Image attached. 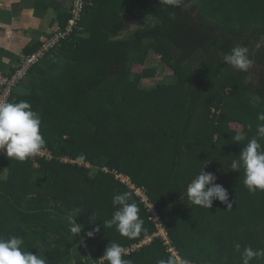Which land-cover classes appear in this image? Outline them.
I'll use <instances>...</instances> for the list:
<instances>
[{"label": "trees", "instance_id": "1", "mask_svg": "<svg viewBox=\"0 0 264 264\" xmlns=\"http://www.w3.org/2000/svg\"><path fill=\"white\" fill-rule=\"evenodd\" d=\"M86 1L84 17L61 43L67 71L76 77L49 96L47 111H37L43 148L53 160L37 159V170L31 160L4 164H15L18 174H27L23 180L39 189L34 206L48 201L54 213L63 201L60 213L73 217L80 228L74 236L82 238L96 264H107L100 257L111 243L121 245L122 259L131 264H157L169 257L176 264H242L245 247L264 249V191L243 193L244 170L230 167L248 140L256 138L264 148V137L257 135L264 124L258 120L264 114V0H217L225 17L215 14V21L209 19L214 15L210 0H180L179 6L159 0ZM234 16L239 24L227 33L224 18ZM237 46L248 49L247 71L224 62ZM154 54L171 74L165 83L146 88L142 77L158 73L145 66ZM191 61L196 66L190 69ZM186 80L188 97L176 99ZM231 121L242 124V131L229 133ZM237 133L246 140L234 142ZM76 160L83 165L73 164ZM203 170L217 176L231 208L218 198L211 208L191 204L187 186ZM132 185L142 188L156 209L177 254L162 236L153 237L160 228ZM123 192L131 193L129 203L138 205L144 221L133 239L105 224L116 211L114 195ZM149 238L150 244L125 252ZM250 264H264V257Z\"/></svg>", "mask_w": 264, "mask_h": 264}, {"label": "crops", "instance_id": "2", "mask_svg": "<svg viewBox=\"0 0 264 264\" xmlns=\"http://www.w3.org/2000/svg\"><path fill=\"white\" fill-rule=\"evenodd\" d=\"M71 5L72 0H0V71L5 74L15 71L23 55L36 53L56 32L65 29ZM62 53L60 43L29 71L27 78L15 89L13 103H33L37 98L38 105L36 102L31 104L34 112L49 109L46 104L50 101L49 96L61 93L76 77L67 71L66 53ZM5 161L0 162V173L6 174V178L0 180V237L23 238L24 250L36 255L40 250L46 251L48 264H70L73 258L76 264H93L82 238L74 236L69 216L59 211L63 201H58L54 213L48 201L35 204H45L46 209L33 217L31 207L39 189L33 187L32 180H23L28 178L25 172L18 174L14 169L16 165H5ZM34 169H38L35 164ZM28 187L30 193L36 194L28 195ZM31 218L32 221H27ZM72 222L77 227L75 221Z\"/></svg>", "mask_w": 264, "mask_h": 264}, {"label": "clouds", "instance_id": "3", "mask_svg": "<svg viewBox=\"0 0 264 264\" xmlns=\"http://www.w3.org/2000/svg\"><path fill=\"white\" fill-rule=\"evenodd\" d=\"M161 2L173 6L180 4V0H159V3ZM247 53L248 49L244 46L234 47L229 54L224 56V62L237 71H247L251 64ZM258 120L264 121V114H260ZM40 124L39 115L31 109L27 101L0 103V152L8 159L20 162L37 155L45 143L40 134ZM257 135L264 137V124L258 125ZM232 139L240 144L246 140V136L243 133H237ZM230 167L233 171L243 168V183L249 192L264 191V148L256 138L248 140L239 153L238 159L231 161ZM5 178L6 174L3 171L0 173V180ZM216 179L215 174L206 173L204 170L193 179L187 186V196L191 204L211 208L212 200L218 198L221 202L228 204V208H231L232 204L228 202L227 190L216 184ZM131 199L129 192L114 195L112 203L116 211L110 220L105 221L107 227L115 226L121 236L129 239L138 237L144 224L139 217L138 205L135 202L129 203ZM68 219L71 222L72 232H79L80 228L73 226V217L70 215ZM87 235L92 237L94 232H88ZM23 244L21 237L12 236L7 239L0 237V264H48L46 251L40 250V254L36 255L24 250ZM234 247L240 252L239 243ZM123 254L124 249L121 245L111 243L105 248L100 259L102 262L107 261V264H131L129 260L122 259ZM260 257H264V249L253 250L251 247H245L241 252L242 264H250L253 258ZM70 264H76L74 258ZM157 264H176V260L175 257H169L167 260H158ZM182 264H190V262L184 260Z\"/></svg>", "mask_w": 264, "mask_h": 264}, {"label": "built area", "instance_id": "4", "mask_svg": "<svg viewBox=\"0 0 264 264\" xmlns=\"http://www.w3.org/2000/svg\"><path fill=\"white\" fill-rule=\"evenodd\" d=\"M87 5L88 3L86 0H73V7L70 11V17L68 19L67 22L68 24L65 29L56 32V34L50 40L45 42L44 45L41 47V49L36 53L32 55H23L20 58L19 66L15 71L8 74H5L0 71V103L11 102V100L13 99V94L15 89L25 78H27V74L29 73V71H31L34 66L39 64L46 56V54L49 53L52 49H54L55 46L59 45L62 41L66 40L69 36H71L74 33L75 29L78 27L79 23L84 17L85 9L87 8ZM53 158H54L53 153L42 148L37 155L27 158L25 161L31 160L35 163V168H39L40 164L37 162V159L52 161ZM3 159H8V158L2 152H0V162ZM123 181L130 184V179H128L127 177H123ZM142 192L144 193V191ZM144 195L146 196L145 193ZM142 200L147 205L146 203L147 201L144 198H142ZM147 206L149 207L150 212L153 214L152 219L156 221L157 226L160 228L159 233L155 234L153 237L162 236L165 240V244L170 246L169 251L173 254H177L175 249H173V247L171 246L170 238L167 236L166 231L163 229V223L160 220L156 209L152 205H151L152 207L149 205ZM150 243H151V239L149 238L139 245L133 244V246L130 249H127L125 252L126 253L134 252L136 249Z\"/></svg>", "mask_w": 264, "mask_h": 264}, {"label": "rangeland", "instance_id": "5", "mask_svg": "<svg viewBox=\"0 0 264 264\" xmlns=\"http://www.w3.org/2000/svg\"><path fill=\"white\" fill-rule=\"evenodd\" d=\"M190 5H193V2H191L190 3ZM210 8H211V12L214 14L213 16H211V18H209L211 21H215L216 20V17H215V14H221L222 15V17H225V13H224V11L222 10V5L221 4H217V0H210ZM91 13H93V12H91ZM229 15H233L232 13H230ZM233 20H234V26H233V24H232V22H233ZM239 21H240V18L237 16H234V18H224V23L222 24V29L223 30H225L227 33L228 32H230L229 31V28H231V27H233V28H235V27H237L238 26V24H239ZM247 29H249V28H247ZM239 31H242L243 29H241V28H239L238 29ZM242 32H244L245 34H247V35H249V36H251L252 35V30H246V31H242ZM250 52H252V51H249V55H250ZM147 52L145 51V49H143V51H142V54H146ZM162 60H161V58H160V56H158V55H156V54H154V56H152L151 57V55H150V57L148 58V64L147 65H145V66H148V67H154V68H156V70L158 71V73L156 72V75H155V73H154V77L153 78H148V77H142V82H143V84L145 85V87L146 88H149V87H155V86H157V85H159V84H162V83H165L167 80H166V77L169 75V74H171V70L169 69V68H167V66H165L162 62H161ZM189 65V68L191 69V68H193V66H196V63L194 62V64H193V62L191 61V62H189L188 63ZM230 67V66H229ZM144 67H140V68H138L136 71L138 72L139 70L141 71L142 69H143ZM160 71V72H159ZM225 70H223L222 71V74H221V76H223V77H226L227 76V72H224ZM186 82L187 83H184V85H183V89H182V93H180L179 92V96L177 95V98L176 99H185V98H187L188 97V93H189V81L188 80H186ZM183 102V101H182ZM29 104H30V106H31V109H33V105H31V104H33V103H31V102H28ZM38 105V104H37ZM174 106H176V100H175V102H174V104L172 105V107H174ZM179 108H181V107H179ZM178 111H179V109H178ZM58 115H59V113H57ZM243 125L242 124H239L238 122H235V121H231L230 122V124H229V129H228V132L230 133V132H232V131H235V132H241L242 131V129H243ZM78 163H82L80 160H76V161H74L73 162V164H78ZM81 165H83V164H81ZM86 166H88V167H91L89 164H87ZM38 185V184H37ZM38 186H40V185H38ZM132 188H135L136 189V193L141 197V200H142V198H144L147 202V205H149V206H151V204L149 203V200H148V198L144 195V193L142 192L143 190H142V188L141 189H139V188H137V187H135V185H132ZM244 190V192L243 193H245L246 195H249V190L248 189H243ZM27 193H28V195H30V196H32V195H34L35 193L34 192H31L30 193V191H29V187L27 188ZM257 193V191L254 193V194H256ZM255 196V195H254ZM253 197V196H252ZM138 200V199H137ZM143 201V200H142ZM32 202V201H31ZM138 202H139V200H138ZM42 203H44L43 201H42ZM157 204L160 206V207H162V205H161V202L159 201V202H157ZM45 207V204L44 205H42V206H40V207H38V206H32L31 207V210L33 211L32 212V216L33 217H37L38 216V212H37V210L38 209H42V208H44ZM152 207V206H151ZM213 207V206H212ZM153 210V209H152ZM260 216V215H259ZM198 219V218H197ZM245 235V234H244ZM244 235H243V237H244ZM245 237H247V235L245 236ZM249 240H250V237H249Z\"/></svg>", "mask_w": 264, "mask_h": 264}]
</instances>
